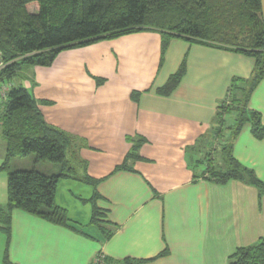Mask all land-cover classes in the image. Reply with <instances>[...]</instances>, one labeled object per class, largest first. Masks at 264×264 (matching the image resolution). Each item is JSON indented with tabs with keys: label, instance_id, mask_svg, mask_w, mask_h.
I'll return each instance as SVG.
<instances>
[{
	"label": "crops",
	"instance_id": "0c3cea01",
	"mask_svg": "<svg viewBox=\"0 0 264 264\" xmlns=\"http://www.w3.org/2000/svg\"><path fill=\"white\" fill-rule=\"evenodd\" d=\"M261 7L264 23V0ZM162 45L158 31H138L63 50L52 65L26 67L9 81L69 137L66 159L79 170L59 179L54 197L71 228L8 211L0 170V264H95L97 256L100 264H229L264 237V194L212 177L225 170L222 150L244 109L231 156L264 184V134L257 139L251 123L254 114L264 130V79L245 99L254 59L177 39ZM181 67L175 89L159 94ZM6 152L0 122V168ZM62 180L92 190L87 221L56 202ZM94 207L100 226L91 223Z\"/></svg>",
	"mask_w": 264,
	"mask_h": 264
},
{
	"label": "trees",
	"instance_id": "16d2710c",
	"mask_svg": "<svg viewBox=\"0 0 264 264\" xmlns=\"http://www.w3.org/2000/svg\"><path fill=\"white\" fill-rule=\"evenodd\" d=\"M33 7L36 11H30ZM138 31H158L163 50L170 40L177 39L254 59L255 69L245 90L246 101L264 79L261 0H0V64L4 66L0 80L10 81L29 66L48 67L63 50ZM183 74L181 67L159 94L169 95ZM228 107L226 102L221 107L219 123ZM245 115L244 109L238 112L231 140L222 150L225 170L213 173L212 177L218 183L247 182L264 194V184L231 156V143L246 120ZM0 122L7 144L0 168L7 173V210L17 209L71 228L66 211L56 206L54 200L59 179L72 171L66 169L69 137L45 124L35 101L21 87L9 91L2 104ZM251 123L253 135L261 139L264 130L254 114ZM32 154L37 162L59 164L65 171L58 176L34 170L9 171L11 159ZM100 215L94 207L93 225L100 226ZM104 235L106 238L109 233ZM229 264H264V237L253 246L238 249L229 258Z\"/></svg>",
	"mask_w": 264,
	"mask_h": 264
},
{
	"label": "rangeland",
	"instance_id": "374dc122",
	"mask_svg": "<svg viewBox=\"0 0 264 264\" xmlns=\"http://www.w3.org/2000/svg\"><path fill=\"white\" fill-rule=\"evenodd\" d=\"M30 11H36V8L33 7V9ZM11 82L2 80L3 84H9L11 86V88H13ZM18 84L21 85V81L18 82ZM1 102H3V101H1ZM13 161L14 162L11 165L10 172H15V170H14L15 166H24V167H26L25 169H29V170H22V171L34 170V171H37L38 173H41V174L46 175V176H52V175H55V173H58L57 175H59L61 173L60 171H58L61 168L59 165L50 164V163H40V162L36 163V156L34 154L29 155L25 159H14ZM74 165L75 164L72 163L70 158H69V160L66 159V169L74 167L75 170H79L76 167V165L75 166ZM52 166H56L55 167V168H57L56 172L52 171ZM1 172H2L1 174H3V176H7V173L5 171H1ZM81 181H83V180H81ZM91 191L92 190L90 189V187H88L86 185L84 186L83 184H81L79 182L76 183V182H72V180H70V181L62 180V181H60V185L58 188L56 202L59 205L65 207L69 211V214L71 215V217L79 218L82 221H87L89 218L90 205L87 204L86 200L89 198ZM82 200H84L86 203L83 204V202H81Z\"/></svg>",
	"mask_w": 264,
	"mask_h": 264
},
{
	"label": "built area",
	"instance_id": "2783aa9c",
	"mask_svg": "<svg viewBox=\"0 0 264 264\" xmlns=\"http://www.w3.org/2000/svg\"><path fill=\"white\" fill-rule=\"evenodd\" d=\"M3 64H0V70L3 68ZM11 90V86L9 84H2L0 85V101H6L7 95L9 91ZM101 263V258L100 256H97L95 260V264H100Z\"/></svg>",
	"mask_w": 264,
	"mask_h": 264
}]
</instances>
